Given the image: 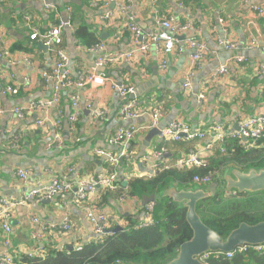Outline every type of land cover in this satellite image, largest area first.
<instances>
[{"label":"crops","instance_id":"obj_1","mask_svg":"<svg viewBox=\"0 0 264 264\" xmlns=\"http://www.w3.org/2000/svg\"><path fill=\"white\" fill-rule=\"evenodd\" d=\"M90 1L0 0V44L7 45L10 51L16 45L27 49V52L12 51L13 61H0V108L5 112L0 114V197L14 203L11 233H5L0 221V254L31 258L36 256L39 247L46 254L49 249L63 251L97 238L84 208L76 203L73 193L41 201L26 200L25 197L35 185L48 183L55 176L75 181L109 170L95 151L116 152L117 147L109 141L119 128L148 123L147 117L120 121L119 111L127 100L135 101L138 109L163 106L164 116L159 128L164 129L174 121L183 120L193 129L213 134L217 126L224 127L225 131H238L244 119L264 116V15L252 10V6L264 7V0H118L108 9L121 20L116 26L99 24L98 17L103 12L92 9ZM124 6L128 8V14L136 15L137 24L144 33L163 31L158 20L169 17L184 24L191 21L192 28L184 36L178 35L180 43L175 51L166 53L153 48L135 63L120 62L105 70L109 80L104 85L62 91L60 103L31 113L23 121L18 120L12 114L14 108L53 99L52 85L43 78V73L54 68L57 56L41 46V41L30 39L34 31L42 33L61 23L70 24L71 27H66L62 33V50L69 55L67 70L70 76L77 79L93 68L97 59V54L88 51L86 44L75 36L77 28L85 26L94 32L95 37L105 43V53H125L140 44L124 28ZM192 38L204 42L211 55L193 76V91L186 94L182 92V84L191 65L192 50L187 41ZM223 38L235 43L236 49L221 47L218 39ZM164 60L167 68L163 71L161 63ZM220 68H226L228 72L212 79ZM8 75L14 77L19 90L17 96L2 93ZM111 82L135 86L138 94L145 90L151 92H145L138 99H126L112 88ZM139 86L142 89H137ZM200 92L206 93L203 103L198 101ZM71 95H78L80 101L74 131L70 124L74 113ZM97 109L106 112L104 119L93 117L92 110ZM37 121L44 122L46 128L36 127ZM57 134L62 136L60 145L54 142ZM147 134L139 135L128 144L130 157L121 163L118 174H133L136 178L148 176L159 162L153 153L158 151L163 139L155 137L147 147ZM71 136L77 139L73 140ZM209 142L210 138L196 146ZM171 155L168 159L175 160L185 153L179 151L176 158ZM167 165V162L163 163L164 167ZM19 170L32 173L28 185H23L17 177ZM121 197L104 203L99 194L102 211L116 227L126 225L130 217L139 222L142 214L135 215L134 211L139 206L137 200L123 203ZM66 214L70 215L72 223L69 233L60 229ZM35 216L45 225L55 226L40 242L32 239V233L40 229L32 221ZM7 241L9 245H6Z\"/></svg>","mask_w":264,"mask_h":264},{"label":"built area","instance_id":"obj_2","mask_svg":"<svg viewBox=\"0 0 264 264\" xmlns=\"http://www.w3.org/2000/svg\"><path fill=\"white\" fill-rule=\"evenodd\" d=\"M3 1V0H1ZM118 0H91L90 6L94 10L103 12L101 17H98L99 24L115 25L121 20H118V15L114 11L108 10L110 6L117 3ZM104 10V11H103ZM252 10L256 13L264 15V7L252 6ZM128 8L122 7V12L125 13L126 22L124 28L132 33L135 42L140 41L139 45L131 47L127 52H115L105 53L106 45L100 42L92 47L86 48L88 51L97 54V59L93 68L80 75L77 79H73L68 70L69 55L64 50L57 52V60L54 68L43 73V78L51 83L53 89V99L48 101L33 102L23 107H16L12 110V114L18 119L23 121L26 117L34 112L42 111L52 104H58L61 100L62 91H66L71 88L82 89L88 86H100L104 85L109 79L105 70L111 66L118 65L120 62L135 63L141 56L148 54V52L155 48L158 50H164L166 53L175 51L176 46L180 43L178 41V35H185L192 28V22L182 23L179 20L169 17L167 19H159L158 24L163 31L154 33H144L137 24V17L133 13H127ZM223 24V21L221 20ZM66 27H71L69 23H61L58 26L46 31L39 33L34 31V34L30 36L32 41H41L47 49L50 51L55 47L63 44L62 33ZM188 46L192 50L191 65L188 70L184 82L182 84V92L188 94L193 91V76L196 71L210 58L211 51L207 45L194 38L189 39ZM218 44L226 50H235L237 45L227 38L218 39ZM252 43L251 45H254ZM85 45V44H84ZM7 45L4 47L0 44V61H13L12 51H10ZM264 50V49H263ZM240 61H246V59H240ZM167 68V61H162L161 69L164 71ZM99 70H103L99 73ZM263 70V67H261ZM228 71L226 68H220L212 77L217 78L220 75L226 74ZM112 88L118 91L126 99L131 97L135 93V86L132 85H117L111 82ZM4 95L11 94L17 96L19 93L14 77L12 75L7 76L6 84L2 90ZM206 99V93L200 92L198 94V101L203 103ZM71 102L74 108V113L70 117V124L72 131H74L77 125V119L79 116V96L71 95ZM91 107V105H89ZM4 110L0 108V114H4ZM92 115L95 119H104L106 112L104 110H92ZM164 113L161 106L154 107L152 109H138L136 108V102L127 100L119 111V119L122 122H130L141 119L142 117L148 118V123L143 126H130L127 128L121 127L112 136L109 143L117 147L116 152L96 150L95 154L103 158L106 164L110 167L109 170L104 171L96 176L90 178H78L75 181L70 180L66 177H57L51 179L48 183H38L26 195V200H49L54 199L61 195L74 194L76 203L84 208L87 221L92 225L93 231L96 234V242L102 243L103 237L107 231L114 229L110 219L102 211L101 205L98 201L100 190L116 191L118 189V183L128 182L133 178H136L133 174H118V169L123 161H127L130 154L127 150V146L136 137L146 132L151 131L154 128H158L161 120L163 119ZM36 127L46 128V125L42 121L36 122ZM215 132L209 133L201 129H193L188 123L183 120H177L172 122L162 131V139L164 143H182V142H204L210 138V142L206 145H198L191 149L189 153L179 157L175 165L179 169H192L194 167H201L205 163V159L209 158L215 145H225L228 140H241L245 146L256 143L264 139V116H252L244 119L241 123L238 131H225L224 127L217 126L214 128ZM73 140L74 138L71 136ZM246 140L247 142H244ZM56 144L62 143V136L57 134L55 137ZM251 147V146H250ZM222 152H225V148L222 147ZM166 151H155L154 157L159 161L152 167V171L148 176L155 175L157 172L164 168L163 163L165 162L164 154ZM167 165L165 168H168ZM32 173L29 170H19L17 177L23 183L28 185ZM195 184L207 187L214 184V180L210 176L195 177L193 179ZM237 195V194H236ZM123 203H130L128 193H125L121 197ZM14 207V203L8 202L0 197V221L5 233L9 234L12 231L10 226L11 212ZM135 215L140 214L139 208H135ZM155 203L148 204L139 222L135 225H130L129 222L122 228L124 230L135 229L141 230L149 227L159 225V222L154 217ZM35 225H39L40 229L38 232L32 233L33 241L40 242L45 239L46 235L55 227L54 225H45L41 220L35 216L32 218ZM55 229V228H54ZM63 233H69L72 230L71 217L66 214L64 220L60 226ZM9 245V241L6 242ZM42 247L38 248L36 257H44L46 254ZM74 249L80 251L81 246L75 247ZM250 250L264 254V244L237 248L234 252L230 253H206L200 257V260L208 264L211 257H225L231 260L237 253H246ZM33 256V253L31 254ZM14 257L9 253L0 254V264H13ZM116 264H119L116 262Z\"/></svg>","mask_w":264,"mask_h":264},{"label":"trees","instance_id":"obj_3","mask_svg":"<svg viewBox=\"0 0 264 264\" xmlns=\"http://www.w3.org/2000/svg\"><path fill=\"white\" fill-rule=\"evenodd\" d=\"M75 36L88 48L101 42V39H97L94 32L85 26L77 28ZM62 49L63 44L55 46L51 54L56 57L57 52ZM12 51L27 52V49L16 45ZM162 109L165 110L164 107ZM197 143L163 142L157 150H165L175 157L179 151L187 154ZM250 146H245L241 140L231 139L224 146L215 145L214 153L205 159L201 167L179 169L175 165L177 159L171 158L165 161L169 165L168 168H162L153 176L133 178L128 182L121 181L118 183V189L113 192L100 190V198L104 203L125 193L139 201L156 195L155 215L160 221L157 226L118 232H114L116 228L114 227L106 233L102 243L95 240L85 242L81 245L80 251L49 249L44 257L30 258L18 255L19 257L13 259V264H116L117 261L119 264H168L176 257L180 246L192 238L193 232L186 221V210L180 209L169 198L162 197L161 193L171 185L186 190L198 188L199 185L193 182L195 177L210 176L214 183L223 185L225 184L223 176L230 168L242 171L264 168V139ZM222 147L225 148V152H222ZM131 148L134 146L131 145ZM197 212L208 227L225 238L242 223L256 224L264 221V218L255 221L247 217L251 212L258 214L263 212L264 217V191L241 195L237 193L236 196L228 198L227 194L220 190L215 197L200 202ZM127 220L132 226L137 224L134 217ZM110 222L113 225V220ZM208 264H264V254L250 250L246 253H237L231 260L223 256H213Z\"/></svg>","mask_w":264,"mask_h":264},{"label":"water","instance_id":"obj_4","mask_svg":"<svg viewBox=\"0 0 264 264\" xmlns=\"http://www.w3.org/2000/svg\"><path fill=\"white\" fill-rule=\"evenodd\" d=\"M41 46L47 48L44 44ZM138 88L142 89L141 86ZM145 92L150 94L151 90H145L142 94H138L135 89V93L131 97L132 99H138ZM88 114H90V111H88ZM163 129L158 127L149 131L145 138V145L148 147L155 137L162 138ZM243 141L247 142L246 140ZM171 156L168 153L164 154L165 159ZM223 179L227 193L235 191L241 195L264 191V168H252L247 171L230 168L224 174ZM218 190L219 185L214 183L208 190L206 188L184 190L172 186L162 193L163 197L171 199L180 209L186 210V221L193 232L192 238L180 246L176 257L168 264H205L200 260V257L206 253H230L246 245L256 246L264 244V221L256 224L242 223L225 238L203 222L197 212V206L200 202L215 197L218 194ZM155 200L156 196L154 195L145 197L143 205L145 206ZM123 230L122 227H116L114 232ZM69 250H73V248Z\"/></svg>","mask_w":264,"mask_h":264},{"label":"rangeland","instance_id":"obj_5","mask_svg":"<svg viewBox=\"0 0 264 264\" xmlns=\"http://www.w3.org/2000/svg\"><path fill=\"white\" fill-rule=\"evenodd\" d=\"M162 108H163V106H162ZM209 187V186H208ZM204 188H206V187H204ZM223 188H225V184H223L222 185V183H220V186H219V189L222 191V189ZM234 192V191H233ZM233 197V196H236V193H227V197L229 198V197ZM247 217L248 218H250V219H252V220H255V221H257V220H261V219H263L264 217H263V212L262 213H260V214H258V213H256V212H251V213H249L248 215H247Z\"/></svg>","mask_w":264,"mask_h":264},{"label":"flooded vegetation","instance_id":"obj_6","mask_svg":"<svg viewBox=\"0 0 264 264\" xmlns=\"http://www.w3.org/2000/svg\"><path fill=\"white\" fill-rule=\"evenodd\" d=\"M219 186H220V185H219ZM219 191H220V189L218 190V192H219ZM112 192H113V191H112ZM222 192H225V193L227 194V192L224 190V188L222 189ZM154 196H156V195H154ZM128 198H129L130 200H134V199L130 198L129 196H128ZM156 200H157V197H156ZM156 200H155L154 202H150V203H155ZM170 200H171V199H170ZM136 203L139 205L138 208H139L141 214H143L145 207H146L148 204H150V203H148L147 205L144 206V205H143V200H142V203H139V200H137ZM155 211H156V203H155ZM155 211H154V217H155V219H156V220L159 222V224H160V221L156 218ZM117 263H120V262L117 261Z\"/></svg>","mask_w":264,"mask_h":264},{"label":"clouds","instance_id":"obj_7","mask_svg":"<svg viewBox=\"0 0 264 264\" xmlns=\"http://www.w3.org/2000/svg\"><path fill=\"white\" fill-rule=\"evenodd\" d=\"M210 186H211V185H210ZM201 187H202V186H201ZM201 187H200V188H201ZM207 187H208V186H207ZM231 193H236V194H237V192H235V191H234V192H231ZM74 248H75V247H74ZM74 248H73V250H74ZM70 249H71V248H70Z\"/></svg>","mask_w":264,"mask_h":264}]
</instances>
